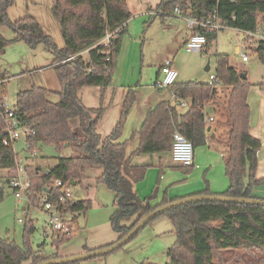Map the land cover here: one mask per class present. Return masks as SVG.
<instances>
[{"label":"trees","instance_id":"1","mask_svg":"<svg viewBox=\"0 0 264 264\" xmlns=\"http://www.w3.org/2000/svg\"><path fill=\"white\" fill-rule=\"evenodd\" d=\"M11 4L12 0H0V25H7L14 33L12 39L0 35V51L10 41H22L32 48L42 45L53 56L51 66L59 84L56 102L48 99L50 90L36 85L15 94L14 114L20 124L34 131L25 139L26 149L30 153L39 145H52L56 151L70 147L78 152L75 156H57L56 164L44 173L34 164H25L24 173L30 183L27 202L40 209L44 199L56 203L59 189L53 185L55 180L75 184L80 181L84 167H101L96 183L104 184L113 192L110 224L119 238L144 214L173 201L165 192L161 200L154 203L157 188L145 198H140L133 189V183L142 178L145 167L130 163L127 142L121 141L127 113L135 101L132 88L124 96L117 122L103 139L96 125L104 106L87 107L79 96L81 88L95 86L102 97L111 85L125 25L132 15L127 0H52L51 13L59 26L61 47L32 17L10 20L7 9ZM175 8L198 21L216 15L225 28L252 31L258 21L264 22V0H159L154 10L166 14ZM195 29L205 35L206 46L216 37L215 31ZM106 35L108 42L103 45L101 40ZM248 48L264 62V40ZM0 76L5 75L0 73ZM215 77L219 85L230 87L226 103L230 123L228 154L224 161L228 185L221 194L264 199L253 194L256 187L264 186V176L256 174L261 142L250 133L247 103L250 84L240 77L224 53L215 55ZM258 86L264 90V82ZM170 91L177 103L189 101L186 112L179 113L176 105L165 101L149 110L136 132L138 144L134 153L169 151L175 130L190 140L193 148L205 143L203 106L216 93V87L208 82H174ZM1 101L2 98L0 170H9L14 169L17 154L12 142L3 143L7 133ZM73 119L77 121V130L70 124ZM183 167L188 170L192 166ZM7 186L6 178L2 179L0 201ZM201 193L210 194L207 188ZM90 207V200H82L66 204L62 209L71 214H84ZM160 215L168 217L175 236L166 252L165 264H264V206L204 200L173 207ZM127 218H132L131 222L124 224ZM33 225L30 217L23 222L22 246L0 238V264H35L55 258L60 244L70 239L68 232L58 233L52 237L53 254L45 256L34 252L29 243V236L35 230Z\"/></svg>","mask_w":264,"mask_h":264},{"label":"rangeland","instance_id":"2","mask_svg":"<svg viewBox=\"0 0 264 264\" xmlns=\"http://www.w3.org/2000/svg\"><path fill=\"white\" fill-rule=\"evenodd\" d=\"M157 2L158 0H127L132 17L129 18L127 32L123 36L121 45L123 57H118V66L111 88L120 91L119 89L125 88L124 86L134 85L138 81L142 85L152 84L159 65L169 58L173 59L174 68L177 73L179 72L176 81L207 82L209 75L215 74V55L224 53L229 56L230 64L236 68L239 75L245 74L250 84L247 94L250 129L258 131L257 133L263 137L264 90L260 89L258 84L264 82V62H261L248 46L241 44V52L248 55V60L243 62L237 46L236 32L234 28L229 27L218 32L216 39L206 47V52L185 51L182 46L187 33L183 25L184 21L178 19L175 21L172 17L162 21L155 12L157 14L151 17V23L144 25V21L148 19L146 7L150 4L154 9ZM51 3L52 0H12V4L7 9V15L10 20L25 16L32 17L41 25L43 31L51 36L54 43L61 47L62 37L58 23L51 13ZM168 23H172L171 26H168ZM258 24L264 26L262 20L258 21ZM0 35L6 39L14 37L13 31L5 24L0 25ZM238 38L241 42L242 34H238ZM52 58L51 53L42 45L32 48L22 41H10L4 50L0 51V73L9 77V81L0 83V98H6L8 107H13L16 92L28 89L32 85L49 89L48 99L52 102L58 100L56 91L59 89V84L50 67ZM207 64L210 67L208 71L205 70ZM87 90L85 92L88 95L91 94ZM141 90L147 91V87L144 86ZM88 98L90 99L89 96ZM84 100L87 104L90 103L85 96ZM70 124L75 130L78 129L75 119L70 120ZM127 135L125 137H129V132ZM104 137L102 136L101 139ZM24 141L25 138H21L12 143L14 152L24 164H34L39 167L41 173L56 164L57 156L78 154L70 147L56 151L52 145H39L36 148V156L33 157L26 149ZM224 153L226 159L228 149ZM28 157H32L36 162L28 163ZM257 158L258 174L262 175L264 174V148L258 150ZM101 172V167L87 166L81 173V181L71 186V199L90 200L91 207L84 214L65 216L70 220L71 229L68 232L70 238L72 233L73 236L69 241L67 240V243L60 244L58 253L61 255H79L84 253L81 252L84 246L94 247L110 243L117 238V233L113 231L110 224V216L114 211L113 192L104 184H97L94 181ZM10 174L0 170V181ZM29 217L33 219L35 227L34 232L29 236L31 250L45 256L51 255L55 251L54 237L46 238L43 235L46 214L32 203L29 204L25 197L17 199L12 190L6 187L4 198L0 201V238H8L18 246H22L23 222ZM73 217L78 221L76 228L73 227ZM18 219H21L22 223H19ZM174 241L175 236L170 220L166 215H159L119 249L106 255L79 261V264H165L166 252Z\"/></svg>","mask_w":264,"mask_h":264},{"label":"crops","instance_id":"3","mask_svg":"<svg viewBox=\"0 0 264 264\" xmlns=\"http://www.w3.org/2000/svg\"><path fill=\"white\" fill-rule=\"evenodd\" d=\"M158 2L155 3V5H157ZM155 12L158 13L159 18L162 21L167 19V17L169 18L172 17L174 18V20L178 19V20L184 21L182 18L178 17L173 11L165 14L162 11L154 10L153 6L149 4L146 7V13L148 15V19L144 21L145 26L151 23V19H152L151 17L157 14ZM128 21L129 19L127 20L126 25H125L126 27L125 33L127 32ZM184 23L185 22H183V25L186 28L187 33L185 34V37L183 39V42H182L183 45L191 33V30ZM171 24L172 23H168V26H171ZM223 29L225 28L215 31L216 37H217L218 32ZM234 30L236 32V38L238 41L237 46L241 54L242 53L241 48L243 44H242V41L240 42L238 38V34H240V32H238L235 28ZM212 41L210 43H212ZM62 44H63V41H62ZM206 47L207 46H205L204 52H206L207 50ZM118 57L120 58L123 57L121 47H120ZM169 59L173 63V59L172 58H169ZM162 64L163 62L159 65L158 70L155 72V76H154V80L152 84L142 85L138 81L134 85H126L124 86L125 88H121L119 89L120 91H117L114 88H111V85L113 83V78H112L111 85L106 89L102 97H100L99 88L95 86L81 88L79 91V96L83 104L87 107L96 108L100 105L104 106V111L96 125V131L98 135L102 137V136L108 135V133L110 132L114 124L117 122L124 96L127 90L132 88L135 94V101L132 104L129 112L127 113L124 126H123L121 141L127 142V154L129 155L130 163L137 167H145L142 178L136 181L135 183H133V189L140 198H145L146 196H148L153 191L154 188L158 189V195H157V198L154 200V203H158L161 200V197L165 192L167 194L168 199L170 200H175L178 198L201 193L205 188H207L210 194H221L225 191L228 185V180L224 172V161H225L224 152L226 149H228L227 138H228V132L230 129V123H229L227 109H226V103H227V98H228L230 87L222 86V85L215 86L216 93L212 96L210 100L204 103L203 113H204V122H205V143L193 148V163L190 169L187 170V168L183 167L182 165L174 163L170 156V150L164 151V152L146 153V154L134 153V150L136 149L137 144H138L136 132L141 126V123L144 119L145 114L149 110L153 109L157 104L163 101L169 102L172 105H176L177 111L179 113L186 112L189 106V101H185L186 105L182 104L184 101L177 103V101L174 99L170 91V87H166V88L158 89V90L157 88L155 89L154 81L159 76L160 68ZM50 65H51V62H50ZM117 66H118V59H117L116 68ZM50 67L52 68V66ZM209 68L210 67L208 65V70ZM115 72H116V69L114 73ZM178 74L179 72L177 73V76ZM5 81H9V77L7 76H4L3 78L1 77L0 83H3ZM175 82L182 83L179 81H175ZM144 86L147 87V91L141 90V88ZM85 90L89 91L91 94L88 95V93H86ZM90 95L94 96V98ZM84 96L90 103L87 104V102L84 100ZM88 96L90 97L92 101L88 98ZM128 132L130 134L129 137H125V136H128L127 135ZM257 132L258 131L256 130L253 131V129H250L251 135L260 140L261 142L260 148H264V145H263L264 136L262 137ZM34 161L36 162V160H33L32 157H28V160H27L28 163L30 162L33 163ZM258 166H259V163H258ZM89 167H98V166H89ZM84 170H85V167L82 173L84 172ZM3 171H6V170H3ZM256 174L259 177L264 175V174L262 175L258 174V169H257ZM98 177L99 176L95 177L94 179L95 183ZM81 178H80V181H81ZM72 185H74V183ZM253 194L264 196V186L256 187L253 191ZM82 200H86V199L80 198L75 201H82ZM112 200H113V196H112ZM72 201L75 202L74 200ZM74 214H78V213H73V214L69 213L68 215L70 216ZM131 219L132 218L125 219L123 223L129 224V222H131ZM73 220H74L73 227L76 228V224H78V221L74 217H73ZM44 228H45V221H44ZM44 228H43V232H44ZM72 236H73V233L71 234V238ZM117 238H118V235H117ZM117 238L115 240H117ZM68 241L62 244H65ZM113 242L114 241H111L110 243H106V244H102V245H98L94 247L84 246V249H82L81 252H89V251L97 250ZM56 253L58 255L57 257L72 256V255H61L58 253V250L56 251Z\"/></svg>","mask_w":264,"mask_h":264},{"label":"built area","instance_id":"4","mask_svg":"<svg viewBox=\"0 0 264 264\" xmlns=\"http://www.w3.org/2000/svg\"><path fill=\"white\" fill-rule=\"evenodd\" d=\"M173 12L180 18H182L186 26L191 30L189 37L184 42V49L187 52L191 51H205L206 37L203 33L196 30V27H202L205 31H218L225 28L219 21L216 15H212L205 21H198L193 18L189 13L183 14L179 8H175ZM240 34H242V44L246 46H253L258 40H264V26L259 24L256 25L254 30L246 31L236 29ZM108 35L101 40L103 45H107ZM241 60L246 62L248 60L247 53H241ZM177 78V71L173 66L170 59L164 60L159 76L154 81V87L157 89H162L170 87ZM1 81V78H0ZM208 84L212 86L219 85L215 74H210L208 79ZM186 105L184 101L182 103ZM1 107L3 108V117L5 120V132L7 137L3 140V143L14 142L17 139L26 138L29 135H33L34 131L24 124H20L19 119L14 114L13 107H8L6 104V98H2ZM211 119V118H210ZM264 145V142H263ZM31 156L36 155V150L30 152ZM170 156L174 163L182 166H190L193 163V146L190 140H188L183 134L175 130L172 135V142L170 148ZM28 160V159H27ZM24 163L21 158H15L14 169L6 170L11 174L6 177L7 187L12 190L14 196L19 199L25 197L27 200V190L30 186L29 180L24 173ZM53 185L59 189V194L57 196L56 203H51L49 201L43 200L41 209L46 214L45 228L43 235L46 238H51L58 233L69 232L71 229L70 220L65 216L69 213L65 212L62 208L72 201L71 186L70 182H62L60 180H55ZM19 223H22L21 219H18Z\"/></svg>","mask_w":264,"mask_h":264},{"label":"water","instance_id":"5","mask_svg":"<svg viewBox=\"0 0 264 264\" xmlns=\"http://www.w3.org/2000/svg\"><path fill=\"white\" fill-rule=\"evenodd\" d=\"M205 70H208V64L206 65ZM240 77L245 78V74H240ZM65 145L67 146V144ZM6 182H8V180H6ZM204 200L244 203V204H254V205L264 206V199H259V198L234 197V196H226L223 194H204V193L193 194L190 196L175 199L173 201H170L166 204H162L150 210L149 212L144 214L142 218H140L130 230H128L125 234L117 238V240H115L113 243L103 248L89 251V252H84L82 254L75 255V256L49 258V259H45L35 264H63V263H69V262H79V261L91 259L97 256L106 255L108 253H111L119 249L121 246L126 244L149 221L153 220L155 217L162 214L163 212L173 207L180 206L186 203H191L195 201H204Z\"/></svg>","mask_w":264,"mask_h":264}]
</instances>
